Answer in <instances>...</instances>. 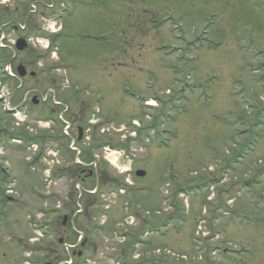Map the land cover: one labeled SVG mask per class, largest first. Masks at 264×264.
<instances>
[{
	"label": "rangeland",
	"instance_id": "rangeland-1",
	"mask_svg": "<svg viewBox=\"0 0 264 264\" xmlns=\"http://www.w3.org/2000/svg\"><path fill=\"white\" fill-rule=\"evenodd\" d=\"M18 23L34 33V49L17 53L13 64L36 74L23 78L14 97L22 112L10 115L0 102V128L7 127L0 130V264H54L63 255L58 238L73 240L74 227H91L107 199V224L86 229L88 261L76 264H264V0L0 4L5 44L18 36ZM37 37L49 38L50 49ZM8 83L0 82V95L12 94ZM65 108L73 137L79 125L90 128L81 158L97 162L106 195L85 192L89 207L70 226L62 216L70 214L64 204L71 188L69 202L77 193L71 152L62 156L58 142L49 152L33 138L62 136ZM10 131L23 133L27 151ZM36 143L39 155L29 160ZM117 186L131 191L125 200L138 212L132 227L125 226L124 198L111 193Z\"/></svg>",
	"mask_w": 264,
	"mask_h": 264
},
{
	"label": "flooded vegetation",
	"instance_id": "flooded-vegetation-1",
	"mask_svg": "<svg viewBox=\"0 0 264 264\" xmlns=\"http://www.w3.org/2000/svg\"><path fill=\"white\" fill-rule=\"evenodd\" d=\"M75 114H76V110H75L73 115H75ZM88 129L90 130L89 127L86 128L85 126H82V125L78 126V134H77V138H76V143L78 145H82L86 139H89V135L87 134ZM16 137H19V136H16ZM41 139H42L44 146H46L47 148H50L49 150H51V143L52 144H55V142H58V144L61 143V146H60V148L58 147L57 151L60 152V154L62 156H65L66 152H70V150L68 149L69 144H70V141H68V138H65L61 135H58L57 138L53 137L52 135H48V136L41 137ZM75 167H76L75 173H77V174L79 172H81L82 174L85 173L86 176H89L93 173V170L90 168L84 170L83 168L80 169L79 166H75Z\"/></svg>",
	"mask_w": 264,
	"mask_h": 264
},
{
	"label": "water",
	"instance_id": "water-1",
	"mask_svg": "<svg viewBox=\"0 0 264 264\" xmlns=\"http://www.w3.org/2000/svg\"><path fill=\"white\" fill-rule=\"evenodd\" d=\"M26 46H27V43H26V41H25L24 39H19V40H18V42H17V48H18L19 50H23ZM18 72H19V74H20L21 76H25L26 73H27V70H26L25 66L20 65V66L18 67ZM34 100H35V99H34ZM36 102H37V101H36ZM137 174L140 175V176H143V175H145V172H144V171H138ZM60 241L62 242V240H60Z\"/></svg>",
	"mask_w": 264,
	"mask_h": 264
},
{
	"label": "bare ground",
	"instance_id": "bare-ground-1",
	"mask_svg": "<svg viewBox=\"0 0 264 264\" xmlns=\"http://www.w3.org/2000/svg\"><path fill=\"white\" fill-rule=\"evenodd\" d=\"M148 103H149L150 105H156V101L153 100V99H150ZM135 123L138 124L137 121H135ZM123 170H125V169H123Z\"/></svg>",
	"mask_w": 264,
	"mask_h": 264
}]
</instances>
